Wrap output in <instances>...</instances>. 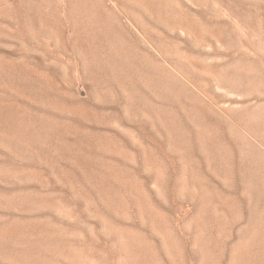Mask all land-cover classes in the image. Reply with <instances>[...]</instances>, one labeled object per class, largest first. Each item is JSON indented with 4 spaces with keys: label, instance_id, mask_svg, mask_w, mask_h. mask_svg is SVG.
I'll list each match as a JSON object with an SVG mask.
<instances>
[{
    "label": "rangeland",
    "instance_id": "374dc122",
    "mask_svg": "<svg viewBox=\"0 0 264 264\" xmlns=\"http://www.w3.org/2000/svg\"><path fill=\"white\" fill-rule=\"evenodd\" d=\"M0 264H264V0H0Z\"/></svg>",
    "mask_w": 264,
    "mask_h": 264
}]
</instances>
